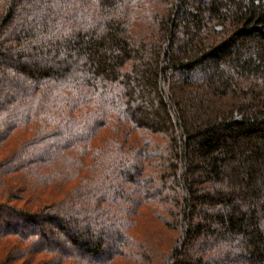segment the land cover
<instances>
[{
  "label": "trees",
  "instance_id": "trees-1",
  "mask_svg": "<svg viewBox=\"0 0 264 264\" xmlns=\"http://www.w3.org/2000/svg\"><path fill=\"white\" fill-rule=\"evenodd\" d=\"M0 264H264V0H0Z\"/></svg>",
  "mask_w": 264,
  "mask_h": 264
},
{
  "label": "rangeland",
  "instance_id": "rangeland-1",
  "mask_svg": "<svg viewBox=\"0 0 264 264\" xmlns=\"http://www.w3.org/2000/svg\"><path fill=\"white\" fill-rule=\"evenodd\" d=\"M149 215V213H146L145 215ZM145 217V216H144ZM64 241H62V244L64 245V243H63ZM11 244H18V242L16 241V240H14V239H11V242H10V244L9 245H11ZM65 246L67 247L68 246V244H65ZM44 259V256H38L37 257V260H43ZM46 259H47V257H46ZM114 262H116V261H114Z\"/></svg>",
  "mask_w": 264,
  "mask_h": 264
}]
</instances>
